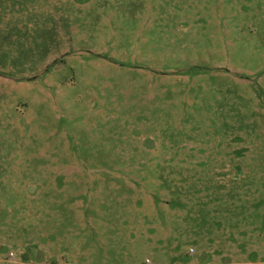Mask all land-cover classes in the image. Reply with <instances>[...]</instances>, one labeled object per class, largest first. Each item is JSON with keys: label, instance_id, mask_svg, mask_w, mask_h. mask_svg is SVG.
Listing matches in <instances>:
<instances>
[{"label": "rangeland", "instance_id": "1", "mask_svg": "<svg viewBox=\"0 0 264 264\" xmlns=\"http://www.w3.org/2000/svg\"><path fill=\"white\" fill-rule=\"evenodd\" d=\"M0 264H264V0H0Z\"/></svg>", "mask_w": 264, "mask_h": 264}]
</instances>
